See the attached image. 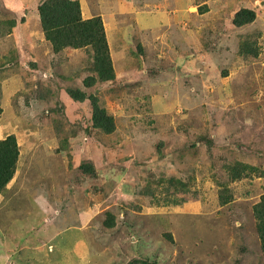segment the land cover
Returning a JSON list of instances; mask_svg holds the SVG:
<instances>
[{"label": "rangeland", "instance_id": "1", "mask_svg": "<svg viewBox=\"0 0 264 264\" xmlns=\"http://www.w3.org/2000/svg\"><path fill=\"white\" fill-rule=\"evenodd\" d=\"M41 1L0 0V264H264V0H76L109 59L54 51Z\"/></svg>", "mask_w": 264, "mask_h": 264}, {"label": "trees", "instance_id": "2", "mask_svg": "<svg viewBox=\"0 0 264 264\" xmlns=\"http://www.w3.org/2000/svg\"><path fill=\"white\" fill-rule=\"evenodd\" d=\"M41 29L44 37L50 42L54 51L65 47L80 48L91 45L95 57L109 59L108 46L104 27L99 16L82 18L79 3L76 0H43L37 6ZM256 16L252 8L242 7L235 12L232 22L243 25ZM71 97H76L73 91H68ZM92 120L95 125L109 131L112 128V117L96 103L93 105ZM1 112V108H0ZM19 158L17 137L10 133L0 138V193L12 179ZM244 167V164L241 165ZM241 167L233 169V176L239 177ZM225 194V193H224ZM223 194V195H224ZM220 195L222 202L228 201ZM255 228L261 249L264 251V194L252 206Z\"/></svg>", "mask_w": 264, "mask_h": 264}, {"label": "crops", "instance_id": "3", "mask_svg": "<svg viewBox=\"0 0 264 264\" xmlns=\"http://www.w3.org/2000/svg\"><path fill=\"white\" fill-rule=\"evenodd\" d=\"M132 3L135 5L134 1H132ZM133 4H131V5H121V6H120V9H122V10L124 11V10H126V9L134 8V7H133V6H134ZM124 8H125V9H124ZM140 14H141V13L136 14V15L134 14L135 18H136V16H138L137 21H136L137 24H140V22H141V21H140V17H139ZM85 17L87 18L88 16H84V18H85ZM152 19H153V17H152ZM160 19H161V18H160ZM0 196H1V194H0Z\"/></svg>", "mask_w": 264, "mask_h": 264}]
</instances>
